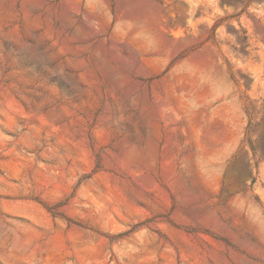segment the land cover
<instances>
[{"label": "rangeland", "instance_id": "374dc122", "mask_svg": "<svg viewBox=\"0 0 264 264\" xmlns=\"http://www.w3.org/2000/svg\"><path fill=\"white\" fill-rule=\"evenodd\" d=\"M0 264H264V0H0Z\"/></svg>", "mask_w": 264, "mask_h": 264}]
</instances>
